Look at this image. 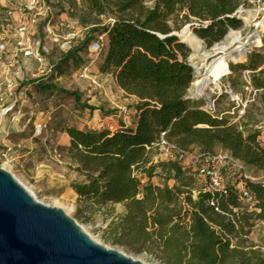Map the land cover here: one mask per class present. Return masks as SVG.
I'll list each match as a JSON object with an SVG mask.
<instances>
[{
  "label": "trees",
  "instance_id": "1",
  "mask_svg": "<svg viewBox=\"0 0 264 264\" xmlns=\"http://www.w3.org/2000/svg\"><path fill=\"white\" fill-rule=\"evenodd\" d=\"M246 3L153 0L148 7L146 0H88L85 5L96 19L105 15L110 21L82 22L81 42L58 58L46 80L31 82L36 92L65 94L76 101L74 94L58 90L53 78L69 63L82 67L81 55L95 45L102 53L99 73L110 76L136 100L130 127L62 130L69 138L67 156L84 178L72 187L74 198L97 207L124 208L107 228L113 245L134 254H152L163 264H264L260 250L248 245L256 223L264 227V182L236 175L220 190H209L208 178L200 183L194 168L154 161L155 144L166 132L165 139L187 154L195 150L206 158L218 148L248 170L264 174L260 129L248 123L229 124L199 110L188 98L195 80L187 62L190 49L173 35L190 24L193 34L212 47L241 27L236 13ZM263 64L259 54L251 53L246 64H228V69L252 72L251 86L264 91V69L256 72ZM156 176L160 184L152 182ZM238 183L252 197L251 209L242 206Z\"/></svg>",
  "mask_w": 264,
  "mask_h": 264
},
{
  "label": "rangeland",
  "instance_id": "2",
  "mask_svg": "<svg viewBox=\"0 0 264 264\" xmlns=\"http://www.w3.org/2000/svg\"><path fill=\"white\" fill-rule=\"evenodd\" d=\"M87 3L88 0H39V7H29L24 0H0V111L6 112L0 119V154L6 147L12 151L6 159L0 157V168L8 162L11 167L7 172L23 183L32 184V197L38 202L53 206L55 201H60L69 213L62 211L98 244L117 249L144 264H163L152 254H134L111 243L107 228L111 221L124 213L121 204L97 207L74 198L72 187L82 183L84 178L75 171L67 156L69 138L62 132L63 128L115 131L121 125L130 127L135 116L136 100L123 93L110 76L99 73L101 51L90 46L81 55L82 67L69 63L61 75L54 76L52 84L58 90L74 94L76 101L65 94L49 96L48 92H36L31 83L46 80L58 58L81 42L85 32L82 22L98 20L104 24L110 21V16L105 15L96 19L88 11ZM152 3L153 0H146L148 7ZM236 16L242 24L232 31L237 33L245 57L241 61H228V64H246L251 53L259 54L264 60V27L260 25L264 20V0H247ZM192 30V25L185 24L173 34L183 31L193 34ZM226 36L209 48L202 41L198 50L189 48L187 62L194 70V82L202 76L196 68L209 63L220 52L216 49L223 48L224 53H228L234 48L235 42L227 40ZM255 39L259 44H253ZM26 51L32 55L25 56ZM41 55L40 62L33 58ZM262 69L264 64L256 72ZM251 74L247 70H228L217 83L208 84L203 95L195 96L191 85L187 96L199 110L225 119L229 124L256 126L264 144V91L254 90ZM12 116L15 117L13 122L10 121ZM219 151L215 149L216 153ZM154 154V161H169L175 157L173 152L164 155L157 151ZM195 155L197 152L192 150L188 153V160L194 161ZM182 165L190 167L187 162ZM214 169L222 184H230L236 176L226 164H218ZM248 174L264 182L261 173L248 170ZM199 180L203 183L202 177ZM152 182L161 183L158 176ZM249 244L264 255V227L261 223H256Z\"/></svg>",
  "mask_w": 264,
  "mask_h": 264
},
{
  "label": "water",
  "instance_id": "3",
  "mask_svg": "<svg viewBox=\"0 0 264 264\" xmlns=\"http://www.w3.org/2000/svg\"><path fill=\"white\" fill-rule=\"evenodd\" d=\"M0 264L144 263L96 243L61 209L35 200L0 168Z\"/></svg>",
  "mask_w": 264,
  "mask_h": 264
},
{
  "label": "built area",
  "instance_id": "4",
  "mask_svg": "<svg viewBox=\"0 0 264 264\" xmlns=\"http://www.w3.org/2000/svg\"><path fill=\"white\" fill-rule=\"evenodd\" d=\"M25 4L29 7L33 6L39 7V0H24ZM101 40V38H99ZM92 47H95V45H92ZM97 48V47H96ZM31 52L26 51L25 56L29 57L31 56ZM41 56H33V58L37 61H41ZM2 100L1 90H0V101ZM5 111H0V119L5 117ZM15 120V117L12 116L10 118V121L13 122ZM166 132H162L159 137V142L155 144L157 151H159L161 154L169 155L170 153H174L175 157L173 159H170L171 161H176L181 166L182 164L187 162L191 168H194V170L197 171L198 176L202 178H208L210 185L209 190H220L222 188V181L221 178L218 176V174L215 172L214 167L218 164H226L228 165L232 171L242 179L250 180L253 182H258L259 180L251 178L248 174V169L244 167L238 160L232 158L227 152L219 151L214 156L201 158L198 155H195L194 161H189L187 156L188 154L179 150L174 144L168 142L165 139ZM11 149L9 147H6L3 149V152L0 154V157L7 158V156L11 153ZM189 167V168H190ZM260 182V181H259ZM236 189L239 193V199L242 203L243 207H246L247 209H251L253 207L254 201L252 197L242 188L241 183L236 184ZM211 205H213L211 203Z\"/></svg>",
  "mask_w": 264,
  "mask_h": 264
},
{
  "label": "bare ground",
  "instance_id": "5",
  "mask_svg": "<svg viewBox=\"0 0 264 264\" xmlns=\"http://www.w3.org/2000/svg\"><path fill=\"white\" fill-rule=\"evenodd\" d=\"M264 27V20L260 23ZM180 39L186 44L187 47L191 48L193 51H196L200 47V40L192 33L183 31L178 34ZM227 40H232L234 43V48L228 52L224 53L223 48L216 49L215 56L213 59L199 68H196V71L202 72V76L197 79L193 84L194 95L201 96L204 94V90L208 84L217 83L224 75L228 72V61L236 62L241 61L245 57V50L241 44H238V36L237 33L230 30L226 36ZM253 44H259V40L255 39ZM10 165L8 162H5L2 165V169L6 172L10 170ZM12 177L31 195L33 196L34 186L28 182L23 183L18 178L12 175ZM34 198V197H33ZM35 199V198H34ZM36 200V199H35ZM55 208H59L63 210L67 215L69 213V209L65 208L60 201H55L53 205ZM83 230V229H82ZM84 231V230H83ZM85 232V231H84ZM91 238V237H90ZM95 241L94 239H92ZM97 243V241H95Z\"/></svg>",
  "mask_w": 264,
  "mask_h": 264
},
{
  "label": "crops",
  "instance_id": "6",
  "mask_svg": "<svg viewBox=\"0 0 264 264\" xmlns=\"http://www.w3.org/2000/svg\"><path fill=\"white\" fill-rule=\"evenodd\" d=\"M252 170V169H251ZM253 171V170H252ZM258 172V171H257ZM259 173H261V175H263L262 176V178H264V174L262 173V172H259ZM257 180H259V179H257ZM259 182V181H258ZM261 182V181H260ZM261 183H263V182H261Z\"/></svg>",
  "mask_w": 264,
  "mask_h": 264
}]
</instances>
